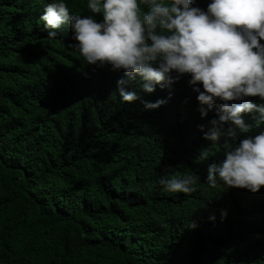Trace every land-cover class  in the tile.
I'll use <instances>...</instances> for the list:
<instances>
[{
	"label": "trees",
	"instance_id": "obj_1",
	"mask_svg": "<svg viewBox=\"0 0 264 264\" xmlns=\"http://www.w3.org/2000/svg\"><path fill=\"white\" fill-rule=\"evenodd\" d=\"M49 2L0 0V264H264V186L204 182L225 139L259 130L252 114L248 133L206 140L197 125L217 114L201 117L190 74L151 93L132 81L140 98L121 102L123 70L87 63L67 26L48 36ZM87 2L66 0L100 19ZM190 172L191 193L156 182Z\"/></svg>",
	"mask_w": 264,
	"mask_h": 264
},
{
	"label": "clouds",
	"instance_id": "obj_2",
	"mask_svg": "<svg viewBox=\"0 0 264 264\" xmlns=\"http://www.w3.org/2000/svg\"><path fill=\"white\" fill-rule=\"evenodd\" d=\"M87 9L101 18L71 12L66 0H50L39 21L49 37L70 28V46L87 63L123 70L127 79L116 82L121 102L140 98L124 87L132 81L151 93L158 84L170 89L190 74L201 117L212 110L217 114L207 125H197L213 144L238 131L248 133L252 125L244 114L251 113L259 130L236 143L225 139L223 155L208 164L204 182L258 192L264 186V0H209L206 10L193 0H88ZM250 97H259L260 103ZM166 102L142 101L146 109ZM208 157L201 149L199 158ZM199 180L190 172L161 175L156 182L166 192L187 194Z\"/></svg>",
	"mask_w": 264,
	"mask_h": 264
}]
</instances>
